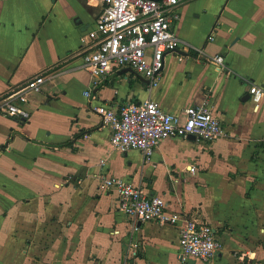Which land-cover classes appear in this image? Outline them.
Returning a JSON list of instances; mask_svg holds the SVG:
<instances>
[{
    "label": "crops",
    "instance_id": "crops-1",
    "mask_svg": "<svg viewBox=\"0 0 264 264\" xmlns=\"http://www.w3.org/2000/svg\"><path fill=\"white\" fill-rule=\"evenodd\" d=\"M101 10L90 0H0V96L52 75L28 96L31 119L7 120L0 140V264H264V100L255 110L249 98L253 85L264 88V0H180V46L156 86L120 71L90 98L79 49ZM219 54L226 69L208 61ZM147 100L172 114L208 105L226 136L166 139L149 160L113 148L94 107ZM104 176L213 226L218 259L182 258L180 227H134Z\"/></svg>",
    "mask_w": 264,
    "mask_h": 264
},
{
    "label": "built area",
    "instance_id": "built-area-1",
    "mask_svg": "<svg viewBox=\"0 0 264 264\" xmlns=\"http://www.w3.org/2000/svg\"><path fill=\"white\" fill-rule=\"evenodd\" d=\"M102 10L93 29L81 39L79 54L92 77V90L108 76L132 69L156 86L165 67V56L177 52L180 40L173 26L180 18V0H90ZM222 69L227 68L224 55L209 57ZM52 79L50 73H40L25 84L13 87L0 96V113L21 123L31 119L28 96L42 92ZM255 110L264 100V88H250ZM93 98V97H92ZM104 125L112 130L110 143L115 149L127 152L139 150L147 160L157 146L170 138L194 135L197 140L214 143L226 136L222 120L208 105H195L182 114L166 112L154 100L131 102L115 106L102 102L94 107ZM194 166L190 167L193 171ZM105 188L116 195L117 209L137 223L157 222L180 227L181 257L202 262L218 259L223 243L217 230L204 222L181 213H171L160 195L147 194L139 186L104 176ZM130 254V252H129ZM132 255L137 256L133 251Z\"/></svg>",
    "mask_w": 264,
    "mask_h": 264
},
{
    "label": "rangeland",
    "instance_id": "rangeland-1",
    "mask_svg": "<svg viewBox=\"0 0 264 264\" xmlns=\"http://www.w3.org/2000/svg\"><path fill=\"white\" fill-rule=\"evenodd\" d=\"M7 120H10V121H15L13 120V118H4L1 113H0V140L3 138V131L4 129L9 126V124L7 123ZM18 123H21L18 121ZM221 238V236H220Z\"/></svg>",
    "mask_w": 264,
    "mask_h": 264
},
{
    "label": "water",
    "instance_id": "water-1",
    "mask_svg": "<svg viewBox=\"0 0 264 264\" xmlns=\"http://www.w3.org/2000/svg\"><path fill=\"white\" fill-rule=\"evenodd\" d=\"M127 72H132V73H135V74L139 75L138 73H136V72H135L134 70H132V69H124V70H122L120 73H127ZM139 76H140V75H139ZM249 98H250V95H249ZM188 139H189V140H192V141H196V140H197L196 137H195L194 135L189 136Z\"/></svg>",
    "mask_w": 264,
    "mask_h": 264
},
{
    "label": "trees",
    "instance_id": "trees-1",
    "mask_svg": "<svg viewBox=\"0 0 264 264\" xmlns=\"http://www.w3.org/2000/svg\"><path fill=\"white\" fill-rule=\"evenodd\" d=\"M79 136H81V135H79ZM76 138H78V136L76 137ZM65 146H72L73 145V140L72 141H69V142H67V143H65L64 144ZM0 148H5V146H1Z\"/></svg>",
    "mask_w": 264,
    "mask_h": 264
}]
</instances>
